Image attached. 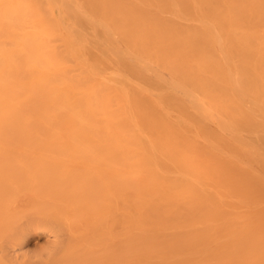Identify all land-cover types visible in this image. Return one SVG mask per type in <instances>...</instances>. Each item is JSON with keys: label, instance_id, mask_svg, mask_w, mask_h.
I'll list each match as a JSON object with an SVG mask.
<instances>
[{"label": "bare ground", "instance_id": "6f19581e", "mask_svg": "<svg viewBox=\"0 0 264 264\" xmlns=\"http://www.w3.org/2000/svg\"><path fill=\"white\" fill-rule=\"evenodd\" d=\"M0 264H264V0H0Z\"/></svg>", "mask_w": 264, "mask_h": 264}, {"label": "rangeland", "instance_id": "374dc122", "mask_svg": "<svg viewBox=\"0 0 264 264\" xmlns=\"http://www.w3.org/2000/svg\"><path fill=\"white\" fill-rule=\"evenodd\" d=\"M35 249V248H34Z\"/></svg>", "mask_w": 264, "mask_h": 264}]
</instances>
